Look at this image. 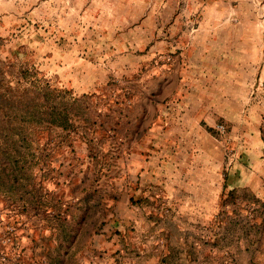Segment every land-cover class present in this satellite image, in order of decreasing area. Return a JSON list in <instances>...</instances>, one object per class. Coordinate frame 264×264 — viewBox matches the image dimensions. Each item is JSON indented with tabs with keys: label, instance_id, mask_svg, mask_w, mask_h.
Returning a JSON list of instances; mask_svg holds the SVG:
<instances>
[{
	"label": "rangeland",
	"instance_id": "1",
	"mask_svg": "<svg viewBox=\"0 0 264 264\" xmlns=\"http://www.w3.org/2000/svg\"><path fill=\"white\" fill-rule=\"evenodd\" d=\"M2 63L0 264H264V0H0Z\"/></svg>",
	"mask_w": 264,
	"mask_h": 264
},
{
	"label": "trees",
	"instance_id": "2",
	"mask_svg": "<svg viewBox=\"0 0 264 264\" xmlns=\"http://www.w3.org/2000/svg\"><path fill=\"white\" fill-rule=\"evenodd\" d=\"M4 65L0 64V187L9 189L14 173L9 167L24 157L19 148L28 139L22 122L34 104L28 90L21 89L27 73L20 69L10 72Z\"/></svg>",
	"mask_w": 264,
	"mask_h": 264
},
{
	"label": "crops",
	"instance_id": "3",
	"mask_svg": "<svg viewBox=\"0 0 264 264\" xmlns=\"http://www.w3.org/2000/svg\"><path fill=\"white\" fill-rule=\"evenodd\" d=\"M196 116H194V117H196ZM146 165H148V166H145L146 169L141 174L142 185H146L148 183V181H150V180L152 181V179H153V174H149V171H148L149 165H151V163L149 162V164H146Z\"/></svg>",
	"mask_w": 264,
	"mask_h": 264
}]
</instances>
